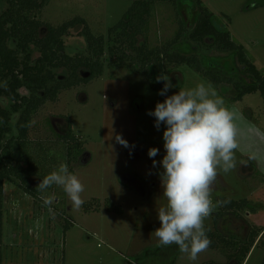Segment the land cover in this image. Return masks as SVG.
<instances>
[{"label":"rangeland","instance_id":"obj_1","mask_svg":"<svg viewBox=\"0 0 264 264\" xmlns=\"http://www.w3.org/2000/svg\"><path fill=\"white\" fill-rule=\"evenodd\" d=\"M132 2L51 0L40 19L59 27L81 18L94 36L108 39L109 30L121 21ZM202 2L214 14L215 24L229 31L256 68L264 73V0ZM194 5L192 2L177 7L169 3L156 4L144 41L151 47H163L176 36L181 24L192 27L197 13ZM7 8L8 5L0 1V15ZM82 31L83 26H78L64 38L69 57H88ZM46 33V29L41 31V35ZM189 46L191 54L200 55L194 45ZM177 50L185 53L184 46ZM39 57V51L33 48V58ZM108 58L107 53L101 77L86 86L63 92L57 102L44 105L30 129L33 143L46 140L60 148L57 136L68 134L69 125L73 134L86 142V154L74 169L84 186L83 205L75 209L66 193L64 198L58 199L54 191H47L45 196L54 197L48 206L41 198L36 200L6 182L2 189L3 264H228L231 251L222 245L215 249L208 247L195 261L182 253L174 256L173 252L149 256L160 248L154 234L160 227L157 210L167 201L162 196L159 176L163 171L159 162L165 155L163 132L166 126L162 123L158 130L155 117L148 113L155 109L157 102H163L165 96L159 95L141 75L108 68ZM227 62L235 67L233 77L240 80L249 77L245 76L234 54L214 53L204 64L221 70ZM87 73L79 71L80 77H87ZM56 74L60 80L68 77L66 70H57ZM167 76L175 85L166 93L168 96L179 88L191 89L206 82L186 65L171 66ZM216 91L224 100L223 106L234 115L238 148L234 150L236 167L226 173L222 167L217 168L211 191L216 207L203 223L206 230L226 238L245 240L253 225L250 218L264 222V100L259 93L234 100L236 93L231 86H222ZM0 103L8 110L13 105L7 98H0ZM13 135L12 132L7 139ZM116 135L122 136L129 147L117 143ZM153 147L159 152L150 158L148 150ZM253 155L256 158L251 160L249 157ZM39 159V172L49 174L51 169L41 152ZM153 159L157 161L156 167ZM41 178H32L30 183L37 186ZM219 196L236 201L245 199L250 206L240 212L241 218L230 214L219 217ZM263 261L264 245H261L253 251L248 264Z\"/></svg>","mask_w":264,"mask_h":264},{"label":"trees","instance_id":"obj_2","mask_svg":"<svg viewBox=\"0 0 264 264\" xmlns=\"http://www.w3.org/2000/svg\"><path fill=\"white\" fill-rule=\"evenodd\" d=\"M0 1L8 5L0 15V98H7L13 104L8 110L0 103V264H3V185L9 182L37 200L41 198V193L30 181L46 176L38 170L40 152L51 171L64 162L73 174L75 166L86 154V142L73 134L70 125L68 134L57 136L60 148L46 140L33 143L30 138L33 120L44 105L57 102L63 92L86 86L101 77L107 53L108 68L125 69L141 75L156 91L164 87L163 81L157 82V76L167 75L171 66L186 65L202 75L206 82H211L215 90L231 86L236 93L234 100L240 101L246 95L257 93L264 100V73L256 68L254 61L234 41L230 32L215 24L214 14L202 0H133L121 21L109 30L108 39L94 36L81 18L59 27L45 24L40 15L51 0ZM185 2L194 3L197 10L192 27L186 28L181 24L176 36L163 47H151L144 41L148 37L156 4L169 3L177 7ZM78 26H83L81 35L87 44L88 57H69L66 54L64 38ZM43 29L47 30L45 35H41ZM189 44L198 49L201 57L191 54ZM182 46L185 53L177 50ZM33 48L40 53L37 59L33 58ZM214 53L234 54L245 76L249 77L244 80L233 77L235 67L230 62L225 63L221 70L208 68L204 61ZM60 69L68 72L65 80H60L56 74ZM80 70H86L88 76L80 77ZM12 132L14 135L7 139ZM48 191H54L58 199L65 197L60 187L53 186ZM217 203L220 206L219 217L230 214L241 218L240 212L250 206L245 199L236 201L225 197H218ZM206 234L211 240L210 248L222 245L231 251L228 264H244L254 247L264 245V228L255 226L250 227L245 240L226 238L209 230ZM155 252L149 256L181 253L175 244L157 248Z\"/></svg>","mask_w":264,"mask_h":264},{"label":"clouds","instance_id":"obj_3","mask_svg":"<svg viewBox=\"0 0 264 264\" xmlns=\"http://www.w3.org/2000/svg\"><path fill=\"white\" fill-rule=\"evenodd\" d=\"M156 80L164 82L158 94L165 99L157 102L148 115L155 117L158 130L162 123L166 126L163 132L165 155L159 162L163 171L159 176L162 196L167 203L157 210L160 227L154 234L158 246L175 244L182 254L195 261L211 244L203 222L216 207L211 191L217 168L222 167L226 173L236 167L234 150L238 148V129L233 113L223 106L224 100L211 82H201L191 89L179 88L168 96V90L175 87L169 76L161 74ZM115 139L129 147L122 136L116 135ZM158 152L159 149L153 147L148 155L155 157ZM153 166H157L154 159ZM53 186L63 189L75 209L83 205L84 186L69 171L67 163H60L36 186L45 205L53 203V196L44 195Z\"/></svg>","mask_w":264,"mask_h":264},{"label":"crops","instance_id":"obj_4","mask_svg":"<svg viewBox=\"0 0 264 264\" xmlns=\"http://www.w3.org/2000/svg\"><path fill=\"white\" fill-rule=\"evenodd\" d=\"M250 216V215H249ZM259 215H257V217H258ZM258 219V218H257ZM250 223L251 224H253L255 227H258V228H264V222H262V223H258L257 222V220H252L251 218H250ZM252 225V226H253ZM255 250H257V248L256 247H254L253 249H252V251H251V253L249 254V256L247 257V259H246V261L244 262V264H248L249 263V261H250V258H251V256H252V253H253V251H255Z\"/></svg>","mask_w":264,"mask_h":264},{"label":"flooded vegetation","instance_id":"obj_5","mask_svg":"<svg viewBox=\"0 0 264 264\" xmlns=\"http://www.w3.org/2000/svg\"><path fill=\"white\" fill-rule=\"evenodd\" d=\"M219 197H221V196H219Z\"/></svg>","mask_w":264,"mask_h":264}]
</instances>
